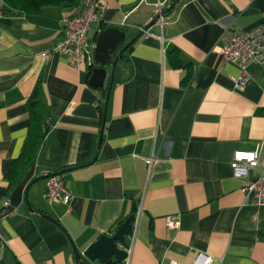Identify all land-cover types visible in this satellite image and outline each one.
Returning <instances> with one entry per match:
<instances>
[{
	"label": "crops",
	"instance_id": "crops-1",
	"mask_svg": "<svg viewBox=\"0 0 264 264\" xmlns=\"http://www.w3.org/2000/svg\"><path fill=\"white\" fill-rule=\"evenodd\" d=\"M105 1L102 19L89 30L94 44L111 26L130 41L175 0ZM74 9L0 15L12 20H0V264H77L74 246L82 253L102 233L113 234L134 204L139 218L122 264H198L199 253L212 255L211 264H264V205L245 192L246 178L231 166L236 150L258 149L250 175L264 171V66L248 63L250 80L239 88L241 67L220 53L232 33L264 21V0H181L144 30L117 65L100 149L106 92L98 117L74 114L91 65L44 54ZM171 46L192 65L189 83L188 68L169 63ZM40 76L51 128L11 185V160L28 133L27 98ZM47 173L63 174L70 205L47 199L48 178H39ZM169 215L178 216L177 227L168 225Z\"/></svg>",
	"mask_w": 264,
	"mask_h": 264
},
{
	"label": "built area",
	"instance_id": "built-area-1",
	"mask_svg": "<svg viewBox=\"0 0 264 264\" xmlns=\"http://www.w3.org/2000/svg\"><path fill=\"white\" fill-rule=\"evenodd\" d=\"M105 0H81L72 14L61 18L62 36L52 51L44 54L50 55L56 52L64 55L70 64L80 66L82 63L93 65L95 62V44L89 37V30L93 23L102 19L106 9ZM164 16L159 18L163 21ZM220 53L225 61L237 63L242 70V75L237 80V87H244L250 80L247 66L250 62H257L264 66V21L248 31H235L230 38L223 41ZM158 161L154 155L150 158L151 166ZM259 163L258 149H238L234 152L231 166L234 174L245 177L244 190L253 193L258 204L264 205V171L257 176H251L250 171ZM47 199L52 202H61L70 205L73 194L67 186L64 176L55 173L48 177V186L45 193ZM8 203V201H6ZM167 223L170 227H177L179 219L177 215H169ZM127 250H131L129 247ZM213 256L199 253L196 257L198 264H210ZM169 264H183L173 260Z\"/></svg>",
	"mask_w": 264,
	"mask_h": 264
},
{
	"label": "water",
	"instance_id": "water-1",
	"mask_svg": "<svg viewBox=\"0 0 264 264\" xmlns=\"http://www.w3.org/2000/svg\"><path fill=\"white\" fill-rule=\"evenodd\" d=\"M180 1L181 0L173 1L163 12V15L173 9ZM160 17L161 15H158L144 30H147L151 25L155 24ZM143 31L130 41L126 42L125 31L119 27L111 26L102 29L97 37L95 43V62L91 65V72L88 81L89 86L84 89L81 102L74 110V114L98 117L102 110L100 103L103 100L100 93L102 94L103 92H106L103 124L98 149H100L103 141V133L107 121V106L117 65L124 52L137 38L140 37V35L143 34ZM110 67H112L111 73H109ZM50 175V173L43 174L39 178H48ZM28 205L29 209L34 211L32 205L30 203ZM39 213L57 222L50 215H47L44 212ZM138 218L139 207L134 204L132 207V213L115 229L113 234L102 233L98 239L92 242L82 253L76 246H74L75 260L77 264H87L82 259L83 256L92 262L98 261L100 264H112L115 261L123 262L127 260L130 256V252L127 250L130 247V244L127 239L129 236L134 235Z\"/></svg>",
	"mask_w": 264,
	"mask_h": 264
},
{
	"label": "trees",
	"instance_id": "trees-1",
	"mask_svg": "<svg viewBox=\"0 0 264 264\" xmlns=\"http://www.w3.org/2000/svg\"><path fill=\"white\" fill-rule=\"evenodd\" d=\"M2 2L3 5H2V10H0V15H2V11H3L7 16H12V15H23V14L24 15L40 14L43 12L44 8L46 7L61 6L63 4H66L69 7L76 8L79 6L81 0H2ZM0 20L5 24H10L12 22V20L9 17H0ZM102 26L106 27L107 24H102ZM167 57L169 63L173 68H188L189 70L192 67L190 63L188 64L184 63V61L181 58L180 50L175 46H171L168 48ZM191 75H192V70H189V73L187 74L184 81L185 83H189V81L192 78ZM42 97H43V78L42 76H40L34 87L32 94L27 98V105L30 113L28 133L25 138V142L21 154L19 155V157L11 160V169L7 174V178L9 179L11 185L15 184L17 180L25 173L27 168L31 165V163L37 156L46 138L47 132L51 128L50 123L46 122L43 117L42 104H41ZM68 168L61 170L59 172L63 173L65 170H68ZM50 174L52 175L55 173H50ZM127 217L123 219L119 225H121L127 219ZM17 264H21V262L17 261ZM112 264H122V262L115 261Z\"/></svg>",
	"mask_w": 264,
	"mask_h": 264
},
{
	"label": "rangeland",
	"instance_id": "rangeland-1",
	"mask_svg": "<svg viewBox=\"0 0 264 264\" xmlns=\"http://www.w3.org/2000/svg\"><path fill=\"white\" fill-rule=\"evenodd\" d=\"M2 5H3V2H2V0H0V10H2ZM2 15H4L3 11H2ZM111 70H112V67H110L109 73H111Z\"/></svg>",
	"mask_w": 264,
	"mask_h": 264
},
{
	"label": "bare ground",
	"instance_id": "bare-ground-1",
	"mask_svg": "<svg viewBox=\"0 0 264 264\" xmlns=\"http://www.w3.org/2000/svg\"><path fill=\"white\" fill-rule=\"evenodd\" d=\"M105 90H106V89H105ZM105 90H104V91H105ZM232 159H233V157H232ZM231 161H232V160H231ZM232 169H233V168H232ZM233 173H234V170H233ZM234 175H235V174H234ZM247 194H249V193H247ZM251 195L254 196L253 193H251ZM211 256H212V255H211ZM210 264H211V263H210Z\"/></svg>",
	"mask_w": 264,
	"mask_h": 264
}]
</instances>
